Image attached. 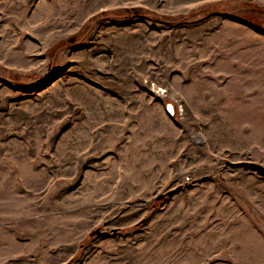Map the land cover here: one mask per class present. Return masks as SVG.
I'll use <instances>...</instances> for the list:
<instances>
[{
    "label": "rangeland",
    "instance_id": "obj_1",
    "mask_svg": "<svg viewBox=\"0 0 264 264\" xmlns=\"http://www.w3.org/2000/svg\"><path fill=\"white\" fill-rule=\"evenodd\" d=\"M226 160L264 165V0H0V264H264Z\"/></svg>",
    "mask_w": 264,
    "mask_h": 264
},
{
    "label": "water",
    "instance_id": "obj_2",
    "mask_svg": "<svg viewBox=\"0 0 264 264\" xmlns=\"http://www.w3.org/2000/svg\"><path fill=\"white\" fill-rule=\"evenodd\" d=\"M223 166H231V167H236V168H242L243 170H249V171H253L256 174L263 176L264 177V165L256 162V161H252V160H239V161H230V160H226L223 164ZM161 196L158 195L157 198H160ZM114 233V232H113ZM91 234H101V230L99 229H95L91 232Z\"/></svg>",
    "mask_w": 264,
    "mask_h": 264
},
{
    "label": "trees",
    "instance_id": "obj_3",
    "mask_svg": "<svg viewBox=\"0 0 264 264\" xmlns=\"http://www.w3.org/2000/svg\"><path fill=\"white\" fill-rule=\"evenodd\" d=\"M205 8L209 12L211 5L208 4L205 6ZM198 10L199 9L196 8V9L192 10L191 13L198 11ZM121 15H123V16H133V15H135V16H150V15H152V12L149 10H145L141 7H129V8H124V9H118V10H115L113 12V16H115V17L121 16ZM155 15H156L155 17H158V18L163 17L164 18V15H162V14H161V16H159V15L157 16V14H155ZM181 17H184V16H181Z\"/></svg>",
    "mask_w": 264,
    "mask_h": 264
}]
</instances>
